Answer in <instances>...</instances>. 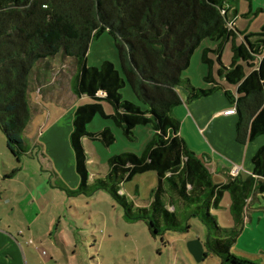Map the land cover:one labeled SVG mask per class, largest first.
Here are the masks:
<instances>
[{
  "label": "trees",
  "instance_id": "trees-1",
  "mask_svg": "<svg viewBox=\"0 0 264 264\" xmlns=\"http://www.w3.org/2000/svg\"><path fill=\"white\" fill-rule=\"evenodd\" d=\"M225 0H0V126L6 145L18 162L28 146L24 140L31 121V77L38 64L61 53L76 60L71 88L81 104L74 114L71 146L79 191L90 184L88 158L83 140L110 147L115 135L110 128L98 134L88 131L96 116L111 120L129 141L135 130L150 126L153 140L143 154L123 153L108 161L104 180L95 182L124 210L129 222H144L154 237L183 233L197 218L207 230V253L219 264H261L232 253L243 235L248 211L264 200V145L252 157L251 174L245 180L230 176L216 184L205 162L181 136V122L174 108L183 104L178 87L183 73L204 40L220 42L218 51L205 50L202 62L210 70L217 53L220 77L236 87L225 96L237 115L236 141L247 145L264 136V29L243 33L234 26L237 8ZM108 32L118 51V69L104 61L89 68L92 42ZM243 41L237 43L238 36ZM254 37H258L254 40ZM232 41V62L222 63V44ZM206 80L214 81L211 73ZM130 86L137 103L125 101L122 90ZM210 90L188 86L189 100L207 97ZM110 108L106 112L105 107ZM148 172L157 174V185L147 207H135L122 194L125 183ZM228 193L231 227H222L214 211L222 209ZM164 241V239H163Z\"/></svg>",
  "mask_w": 264,
  "mask_h": 264
},
{
  "label": "rangeland",
  "instance_id": "rangeland-1",
  "mask_svg": "<svg viewBox=\"0 0 264 264\" xmlns=\"http://www.w3.org/2000/svg\"><path fill=\"white\" fill-rule=\"evenodd\" d=\"M225 1L229 3L227 6L237 8L231 20L238 31L254 35L263 32L264 0ZM242 41L243 36L239 35L237 43ZM232 44L228 41L221 47V60L226 67L232 62ZM220 45L207 39L197 48L190 68L183 73L184 84L178 87L183 104L173 111L181 122V136L213 172L216 184L228 180L225 174L215 173L218 167L242 165L246 180L252 169V157L264 145V136L247 145L236 141L235 112L214 116L225 108L235 110L224 90L236 92V87L220 77L218 54L209 53L214 60L211 70L202 62L205 50L217 52ZM104 61L120 68L118 51L108 32L92 42L87 66L100 67ZM75 70L76 60L61 53L38 64L33 71L30 98L38 106L31 104L32 118L24 135L27 152L21 155V162L7 148L6 135L0 126V227L6 232L7 242L25 250L38 248L45 255L49 253L54 264H219L216 256L205 257L207 230L197 218L190 219L188 231L154 237L144 222L127 221L123 207L107 191H96L94 187L95 182L105 179L110 158L123 153L143 154L154 138L152 127L136 128L135 139L129 141L111 120L96 116L88 131L98 134L110 128L115 141L106 147L99 141L83 140L90 186L80 193L71 135L77 107L90 100L79 99L73 93L71 80ZM209 73L214 81L206 80ZM189 84L200 90H210L217 84L218 89L207 97L189 100L186 90ZM122 94L125 101L137 103L129 85ZM105 109L110 112L108 106ZM212 117L214 124L207 130L203 123ZM237 145L242 148L241 155L236 152ZM156 185L157 174L148 172L125 183L122 194L135 207H147ZM255 202L249 210L259 212L255 214V223L246 225L232 253L264 264V200ZM230 206L226 193L222 209L214 211L222 227L233 225Z\"/></svg>",
  "mask_w": 264,
  "mask_h": 264
},
{
  "label": "crops",
  "instance_id": "crops-1",
  "mask_svg": "<svg viewBox=\"0 0 264 264\" xmlns=\"http://www.w3.org/2000/svg\"><path fill=\"white\" fill-rule=\"evenodd\" d=\"M34 94H37V93H34ZM32 95H33V93L30 94V97H32ZM30 104H34L35 106H38L37 103L32 102V98H30ZM233 112H235V110L230 111V109L225 108L222 112L215 113L214 116L215 115L221 116L222 114L224 115V114H229V113H233ZM212 119H213V117L210 118L209 120L204 119L205 123H203V124H204L205 129L208 130L209 127L213 126L214 122H212L213 121ZM236 152H238V154L241 155L242 154V148L239 147V149H236ZM233 167L234 166H230L229 168L218 167V169H215V173L216 174L218 173V175L223 173V174H225V176H227V179H229V177L231 176V169ZM240 168H241V174L239 177H242L244 179L243 166L241 165ZM211 173H212V175H214L213 172H211ZM250 174H251V172H250ZM226 182H227V180H226ZM221 183H225V182H222V180H220V182L218 184H221ZM257 213H259V212L248 211V214L251 216V219L247 220V225H249L250 223H252V224L255 223V214H257ZM5 233H6L5 230L0 227V264H54V258H52V257L49 258V253L45 255L44 252H42V253L39 252L38 248L35 249L36 251L32 248H29V250H30L29 251V250H25L23 248V246H21V248H19L14 242L8 243ZM5 253L7 255V258H5Z\"/></svg>",
  "mask_w": 264,
  "mask_h": 264
},
{
  "label": "built area",
  "instance_id": "built-area-1",
  "mask_svg": "<svg viewBox=\"0 0 264 264\" xmlns=\"http://www.w3.org/2000/svg\"><path fill=\"white\" fill-rule=\"evenodd\" d=\"M240 174H241V168L239 166H234L231 169V176L232 177H238V176H240Z\"/></svg>",
  "mask_w": 264,
  "mask_h": 264
}]
</instances>
